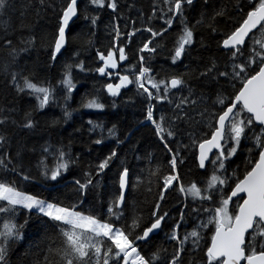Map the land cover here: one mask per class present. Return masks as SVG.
<instances>
[{
	"label": "trees",
	"instance_id": "obj_1",
	"mask_svg": "<svg viewBox=\"0 0 264 264\" xmlns=\"http://www.w3.org/2000/svg\"><path fill=\"white\" fill-rule=\"evenodd\" d=\"M72 1L0 0V186L75 211L117 231L146 258L168 264L178 245L162 239L163 229L177 225L186 204L190 222L219 210L264 149V130L239 107L235 115L240 111L251 120L238 142L228 125L223 148L231 154L217 171L213 161L221 151L206 170L198 164L200 144L212 138L220 116L264 66V25L244 47L223 49L264 0H79L66 48L57 54ZM169 28L181 31L176 48L187 42L182 58L174 51L144 63L125 61L120 67L133 73L130 85L113 94L120 79L103 72L108 52L100 46L101 34H160ZM143 69L145 88L137 81ZM174 78L180 81L176 91L170 88ZM148 115L156 127L133 136ZM180 154L181 188L199 189L203 197L186 199L179 183L162 196L175 172L173 157L178 161ZM125 172L130 188L119 208ZM213 175L229 186L213 190ZM156 209L157 219H164L161 232L144 242ZM201 233L183 238V264H221L207 255L210 238L197 250ZM248 243V255L264 251L254 233ZM0 264L123 263L111 238L0 199Z\"/></svg>",
	"mask_w": 264,
	"mask_h": 264
},
{
	"label": "rangeland",
	"instance_id": "obj_2",
	"mask_svg": "<svg viewBox=\"0 0 264 264\" xmlns=\"http://www.w3.org/2000/svg\"><path fill=\"white\" fill-rule=\"evenodd\" d=\"M181 33L180 29H171L156 34L155 32L151 31L150 29H142L140 31L133 32L127 36H122L119 33L116 36H110L105 31L100 36V46L108 55L103 58L104 68L103 72L105 74H110L113 77H117L120 79L118 87H112L111 91L113 94H118L122 89L127 88L130 85V80L128 76H132L133 73H127L124 69L120 67L127 60H132L133 62H140L144 63L145 61L158 56H172L175 52L180 51V47L176 48V39ZM147 73L146 69H143L142 73L137 76V81L139 85V76H141L142 83L144 79V75ZM140 86V85H139ZM143 87L144 83H143ZM142 88V87H141ZM151 98L153 96L151 95ZM94 108H97L94 106ZM92 109L91 106L88 107L90 111ZM245 115L242 112H238L232 119L229 124L228 131L231 134L234 141H237L244 133L245 129H247L250 118L244 117ZM148 125H154L155 119L151 115H148V118L145 122H143L133 133V136L137 133L143 132L144 128ZM263 133V134H262ZM260 133L264 136V132ZM260 135V136H261ZM238 142V141H237ZM264 150V149H263ZM262 150V151H263ZM227 153L231 154L230 149H222L218 158L214 159L213 165L214 170L217 171V167H221V163L224 162L227 158ZM177 159L173 157V161L171 166L174 168V175L166 179L164 182V188L162 192V196L171 188L174 187L176 183H179V177L177 172ZM217 165V166H216ZM220 169V168H219ZM105 171L99 172L97 175V179L99 181L103 180ZM224 186L228 187L229 183L227 180H221L218 175L211 177V185L210 187L215 189L219 192ZM225 188V187H224ZM182 189V188H181ZM185 198L187 199L188 196H192L194 198H201L203 197V192L199 189H191L187 191L182 189ZM230 195V193H229ZM0 199L5 200L8 202H12L28 209L36 208L39 210L44 211L50 216L57 217L66 221V223H72L79 227L80 229L84 230L86 233L91 235L97 236H104L107 238H111L117 245L119 249V255L122 259L123 264H159L157 260L153 256V258H146L140 252L138 247H135L132 244H129L124 240V238L118 233L117 231L112 230L111 228L101 225L93 220H90L84 216L77 215L75 211L72 212H63L57 210L43 202H39L35 199L28 198L24 195L18 194L17 192L0 186ZM241 199L234 201L232 203L229 202L228 198L224 199L223 204L219 210L202 213V217L197 218L193 221H188V214L187 204L183 207L179 221L176 226H169L167 225V229H163L164 237L163 240H168L169 242H176L177 247V255L170 261H166L168 264H183V255H185V243L183 238L189 234H196L199 232L201 233V246L197 249L199 252L204 250L207 241L209 238L213 239L215 231L220 226H225L230 228L233 225V222L237 218V214L233 215L232 210L233 207H240ZM159 207V206H158ZM238 207V210H239ZM158 209V208H157ZM154 211L153 218L157 216V211ZM238 213V212H237ZM172 222V221H171ZM260 228L257 227L256 232H254L255 236L259 234ZM212 236V237H211ZM156 247H162L158 245ZM210 247V246H209ZM209 247L207 248V255H209ZM211 258V257H210ZM212 259V258H211ZM213 260V259H212ZM223 264V262H220ZM201 264V262H200Z\"/></svg>",
	"mask_w": 264,
	"mask_h": 264
},
{
	"label": "water",
	"instance_id": "obj_3",
	"mask_svg": "<svg viewBox=\"0 0 264 264\" xmlns=\"http://www.w3.org/2000/svg\"><path fill=\"white\" fill-rule=\"evenodd\" d=\"M79 0H73L65 12L63 26L57 41V54H62L67 45L69 26L77 16ZM264 25V5L253 10L243 25L230 36L223 44V49L231 51L244 47L253 33ZM185 42L177 53L178 59L182 58ZM180 81L174 78L170 81V88L176 91ZM242 107L254 121V124L264 130V66L259 72L248 79L230 106L219 118L217 129L211 139L200 144L198 148V164L201 170H206L216 153L220 152L225 142L227 127L237 112ZM121 198L119 208H123L130 188V175L125 172L121 178ZM243 199L237 218L230 228L220 226L214 234L209 247V255L215 261L223 264H264V253L247 257L245 246L247 238L254 229L257 221L264 224V150L252 171L232 190L229 202ZM161 223H155L148 229L142 240L149 242L160 231Z\"/></svg>",
	"mask_w": 264,
	"mask_h": 264
},
{
	"label": "flooded vegetation",
	"instance_id": "obj_4",
	"mask_svg": "<svg viewBox=\"0 0 264 264\" xmlns=\"http://www.w3.org/2000/svg\"><path fill=\"white\" fill-rule=\"evenodd\" d=\"M177 169H178V177H179V185H180V188H181V154H180V156H179V160L177 161ZM240 200V199H239ZM243 199L241 198V201H242ZM158 218V215L155 217V219H157ZM163 221H164V219H157V221L155 222V223H158V222H160L161 223V226H160V231H159V233L161 232V229H162V226H163ZM154 223V224H155ZM153 224V225H154ZM152 225V226H153ZM257 227H259L260 228V232H259V234H257L256 236H258V238H261L263 241H264V224L262 223V222H260V221H257V223H256V225H255V229H254V231L251 233V234H249V236H248V238H247V243H246V246H245V251H246V256L247 257H251V256H254V255H256V254H258V253H254V254H252V255H248V253H247V250H246V247L249 245V243H248V239L250 238V237H252L253 236V233L254 232H256V230H257ZM158 233V234H159ZM157 234V235H158ZM255 234V233H254ZM255 236V235H254ZM261 253H264V251L263 252H261Z\"/></svg>",
	"mask_w": 264,
	"mask_h": 264
},
{
	"label": "built area",
	"instance_id": "obj_5",
	"mask_svg": "<svg viewBox=\"0 0 264 264\" xmlns=\"http://www.w3.org/2000/svg\"><path fill=\"white\" fill-rule=\"evenodd\" d=\"M139 85H140V87L144 88V87H143V83H142L141 76H139Z\"/></svg>",
	"mask_w": 264,
	"mask_h": 264
}]
</instances>
